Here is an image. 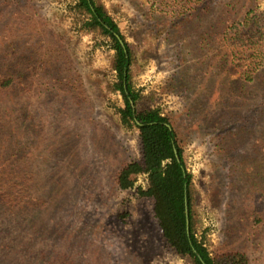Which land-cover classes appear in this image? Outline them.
Returning <instances> with one entry per match:
<instances>
[{
	"label": "rangeland",
	"instance_id": "374dc122",
	"mask_svg": "<svg viewBox=\"0 0 264 264\" xmlns=\"http://www.w3.org/2000/svg\"><path fill=\"white\" fill-rule=\"evenodd\" d=\"M94 1L131 46L135 110L160 109L179 134L195 186L196 238L213 257L244 251L250 264H264V231H254L252 221L254 132L262 127L254 129V100L246 104L240 91L254 59L264 62V46L253 52L240 40L241 23L224 33L217 23L225 11L219 1L211 6L212 23L190 18L179 24L170 12L178 15L188 0ZM29 2L34 17L46 24L45 40L61 59L64 77L81 78L85 93L73 97L69 87L52 88L41 75L31 84L32 122L41 118L46 139L37 151L33 192L46 212L41 219L38 207L11 206L12 217L4 222L11 228L14 222L15 231L0 239V264H194L169 248L154 201L139 196V188L148 187L147 175L129 190L115 182L123 165L141 160L142 147L138 127L121 120L125 99L117 90L113 41L84 27L78 0ZM18 5L13 7L20 10ZM253 9L264 29V0ZM246 88L252 98L253 85ZM36 131L34 144L40 139ZM5 200L0 196V203Z\"/></svg>",
	"mask_w": 264,
	"mask_h": 264
},
{
	"label": "trees",
	"instance_id": "16d2710c",
	"mask_svg": "<svg viewBox=\"0 0 264 264\" xmlns=\"http://www.w3.org/2000/svg\"><path fill=\"white\" fill-rule=\"evenodd\" d=\"M219 1L218 6L224 12L218 19V26H223L226 33L230 25L241 23L238 27L240 40L247 41L253 52H259L264 46V29L261 20L252 15L256 0H188L182 6L173 22L183 23L187 19L199 18L213 22L212 4ZM181 2V1H180ZM179 2V3H180ZM22 4L20 10L13 6ZM19 6V5H18ZM25 8V11H24ZM28 11H27V10ZM77 9L85 15L84 27L100 30L111 38L117 52L115 69L118 72L119 84L125 99V107L119 112L123 124L137 126L140 131L142 158L123 165L115 176L117 187L121 190L133 189L137 177L145 174L148 177L147 189L139 188L140 197L154 201L155 217L169 248L182 258L192 259L194 264H204L194 249L198 251L206 264H250V258L244 251L223 250L215 257L198 241L195 236V203L192 176L186 170L184 149L178 132L173 128L170 119L160 109H149L138 112L132 105L136 104V94L130 83V71L134 61L130 44L122 35L118 24L94 0H78ZM255 13V12H254ZM34 14V15H33ZM29 0H0V196L6 198L0 203V235L15 231L4 222L12 217V205L25 204L38 207L36 216L43 218L46 208L36 204L40 196L34 191L37 151L44 150L46 139L43 134L45 125L41 118L38 124L32 122L29 99L32 95L31 84L38 75L47 78L49 86L58 90H67L73 97L83 96L82 79L73 76L64 77L60 66L61 59L52 48V43L45 40V22L38 17ZM210 16V18H208ZM254 17V19L252 18ZM170 20L164 19L162 23ZM213 28L216 26L214 24ZM177 24H175V28ZM247 32V33H246ZM125 42L124 48L116 36ZM248 34V35H247ZM209 35L207 39L211 38ZM19 58V59H18ZM256 58V56H254ZM259 58V57H257ZM31 60H35L33 63ZM222 67L225 62H221ZM245 79L240 88L247 95L246 104L254 100V129L258 132L254 142V231H264V62L254 59L250 69L244 72ZM48 74V75H47ZM67 81V84L65 82ZM254 87L251 98L248 84ZM79 84V85H78ZM179 84V82H178ZM61 88V89H59ZM139 122L140 124H138ZM37 123V124H36ZM39 129L40 139L34 144L32 135ZM57 142L56 147L59 146ZM177 149L181 162L176 158ZM187 185V187H186ZM186 189L190 211V235L186 223ZM23 207V206H21ZM23 209H25L23 207ZM256 232V233H257ZM44 260V257H42ZM47 262L46 260H44Z\"/></svg>",
	"mask_w": 264,
	"mask_h": 264
},
{
	"label": "water",
	"instance_id": "95a60500",
	"mask_svg": "<svg viewBox=\"0 0 264 264\" xmlns=\"http://www.w3.org/2000/svg\"><path fill=\"white\" fill-rule=\"evenodd\" d=\"M116 36L119 38L122 46L125 48L126 47L125 42L121 39V37L118 34H116ZM132 105L134 106V102L133 101H132ZM137 123L140 124L139 122H137ZM174 151H175L177 160L179 162H181V159L179 157V154H178L177 149L175 148ZM185 205H186V223H187V230H188V234L190 235V211H189V204H188V197H187V189H186V202H185ZM194 252L198 255V257L200 258V260L204 264H206L196 249H194Z\"/></svg>",
	"mask_w": 264,
	"mask_h": 264
},
{
	"label": "flooded vegetation",
	"instance_id": "af4514ba",
	"mask_svg": "<svg viewBox=\"0 0 264 264\" xmlns=\"http://www.w3.org/2000/svg\"><path fill=\"white\" fill-rule=\"evenodd\" d=\"M186 187H187V185H186ZM185 211H186V209H185ZM187 232H188V230H187Z\"/></svg>",
	"mask_w": 264,
	"mask_h": 264
}]
</instances>
